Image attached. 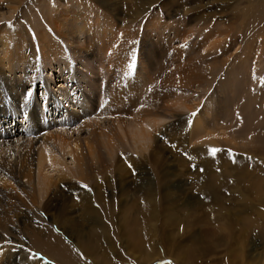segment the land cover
<instances>
[{"label": "rangeland", "instance_id": "rangeland-1", "mask_svg": "<svg viewBox=\"0 0 264 264\" xmlns=\"http://www.w3.org/2000/svg\"><path fill=\"white\" fill-rule=\"evenodd\" d=\"M77 10L89 14L87 18L95 28L89 26L85 33L75 35L76 39L73 35L63 37L54 29L63 23L52 21L53 16L68 12L73 15ZM27 27L32 29L27 39L34 44L36 58L30 63L34 67L24 70L16 62L7 65L1 47L15 44V32L19 34L17 39L23 41L21 33ZM96 28L99 34L95 33ZM106 28L118 33L119 38L112 39ZM172 30L181 31L183 37L174 44L168 41L167 45L165 40ZM37 32H45V38L36 39ZM90 33L94 36L88 37ZM0 35L6 39H0V66H9L2 69L9 70L13 81L24 78L35 82L23 85L31 93L25 101L28 121L32 115L30 107L33 110L34 106L38 121L50 131L64 123L73 130L71 123L75 122L70 114L76 108L80 116L94 119L105 107L113 106L107 113L123 112L122 120H126L130 114L118 109L113 98L117 92L132 89V84H124L126 72L132 77L139 73L133 85L140 92H149L145 85L168 80L171 71L179 68L196 70L202 81L189 84L182 80L175 86L180 102L183 98L181 103L189 110H175L171 97L150 94L164 99L160 107L164 109L156 114L166 119L152 133L153 140L144 153L152 191L132 184L139 172L131 165L144 159L126 147L113 154L116 158L111 161L108 175L96 180L100 192L92 195L101 199L95 200L96 208L89 217L83 219L78 211L82 205L75 204L73 214L92 230L94 237L87 241H95L97 247L90 251L81 239L76 241L52 225L50 216L55 213L47 204L55 195L52 205H65L69 189L65 188L66 182L57 185L54 194L43 197L39 210L22 212L23 202L17 197L28 199L30 189L21 193L6 182L0 183L2 194H13L20 211L0 204L5 212L9 211L11 219L6 231H0V256L2 251L11 249L21 253L14 260L32 264L31 260L40 258L48 246H53L40 247L41 240L53 234L69 250L71 264H264V0H0ZM127 41L132 54L116 66L108 53L110 49L106 51L104 46L120 52ZM21 49V56L30 54L26 47ZM177 50L182 52L180 62L178 56H173ZM108 58L114 60L112 64ZM125 62L128 64L124 66ZM43 84L56 98L61 97L55 92L59 86L71 90L68 100L58 99L59 110L41 99L45 94ZM78 98L83 100L78 102ZM0 103V117L19 113L13 118L15 127L11 114L4 118L8 128L1 118L5 130L16 131L25 118L20 115V105L14 109L6 93L1 94ZM18 103L23 104L19 100ZM68 117L71 120L67 122ZM197 117L207 119L209 124L193 140L191 128ZM79 132L82 137L87 134L82 128ZM0 134L7 132L0 129ZM42 140L51 142L48 138ZM93 146L106 163L101 145ZM154 167L162 170V186ZM52 174L55 176V172ZM166 193L170 195L164 198ZM89 222L94 224L88 225ZM134 234H139L140 244H134ZM36 238L41 239L38 244L34 243ZM20 249L28 252L22 254Z\"/></svg>", "mask_w": 264, "mask_h": 264}, {"label": "bare ground", "instance_id": "bare-ground-1", "mask_svg": "<svg viewBox=\"0 0 264 264\" xmlns=\"http://www.w3.org/2000/svg\"><path fill=\"white\" fill-rule=\"evenodd\" d=\"M12 12H14V10H12ZM88 15L89 14H86L81 10H77L75 13H73V15L68 12L67 14L65 13L59 14L57 18L53 16L52 21L54 22L60 21L63 23L62 26L57 25L56 27H54V29L55 31L61 32V35L63 37H70L72 35L73 37L75 35L78 36L82 33H85V31L89 26H91V28H95V25H92L91 20L87 18ZM67 19L70 20V23L67 22ZM80 20H82V22H80ZM60 27L61 30H59ZM25 29L26 28L23 29L25 33L23 31L21 33L24 36L23 41H19L17 39L19 34L15 32L13 33L15 37L14 38L15 44H13L11 47L8 46L6 48L3 46L1 47L5 58L4 61L8 62L7 65L10 64V66H12L13 62H16L18 65L22 64L21 69L24 70L25 68L27 69L32 68L33 65H31L30 63L34 62L36 58L34 55L35 54L34 44H31V41L27 39L30 38V36L28 35H30L29 32L32 31V29L28 27L26 30ZM105 30L112 39L119 38L118 37L119 34L114 33V31H112L110 28H106ZM95 33L99 34L97 28ZM61 35L59 33L57 36L61 38ZM171 35H172V39H170ZM7 36L10 37V35H5V37ZM45 36H46L45 32H37L35 34V38L38 40L39 39L42 40L43 38H45ZM77 36H75L74 38L76 39ZM93 36L94 33H90L88 37H93ZM104 36L106 35L104 34ZM2 37L4 36L0 35V39L2 41L6 40L5 38ZM182 37H183V33L181 31L172 30L171 33H169L168 36L166 37L169 39L165 41L167 45H168V41H172V44H174L175 42L180 41ZM67 41L65 42L67 43ZM16 43L18 44L16 45ZM22 44H25V46L21 47ZM123 45H126V47L122 49L120 52L116 51V49H113L114 47L112 48L108 45L104 46L105 50L110 49V52L108 50V53H110V56L113 59H115L116 63L114 64L116 66L118 65L120 66L122 64L121 60L127 59L129 54H132V46L129 43V41L125 42ZM180 46L181 48H183V46H185V41L182 40V45ZM25 47L28 50V52L30 51V54L27 57H25L24 55L21 56L20 54L22 50L21 48H25ZM80 51L83 50L79 49V53ZM80 54H82V52ZM181 55L182 52L180 50L174 51L173 53V56L179 57V62L181 61L182 58ZM108 61L110 62V64H112V61L114 60L108 58ZM126 64L128 63L125 62L124 66ZM7 65L0 66V92H1L0 100H1V94L6 93V96L12 99V104L14 109L16 106L20 105L19 107L21 108V112H22L20 115L21 116L23 115L22 119L23 117L25 118L24 121H21L22 125L20 126L21 128H23V130H19L20 129L19 127V129H17L16 131L11 130L12 131L11 132L8 131L7 129L5 130L1 124V118H3L4 120V118H7V114H11V113H7L6 115L0 117V129L7 132V134L4 135L2 134L3 136L0 134V183L1 185H3L6 182L11 183L10 185L15 186L18 190L21 191V193L22 192L25 193V190L27 191V189H30V195H28L27 197L28 199L24 200L19 196L17 197L20 201L23 202L21 204V212H22L25 210L31 211L33 209L39 210L40 202L43 199V197L50 194L51 192H52L51 194H54V191L58 190L57 185L66 182L65 188L69 187L67 191L68 192L67 194L68 199H66L67 203L65 202L64 206L63 205L61 206L58 203L52 205L54 203L52 201L56 197L54 195L51 197V200L47 204V208H49L51 205L52 207L50 211L54 210L55 213L54 216H50L52 225H55L58 229H60L62 233L69 235L70 237L74 238L76 241H80L81 239V241L84 243L83 245L88 250L91 251L95 247H97L95 241H91V242L93 244H96V246H94L91 242L87 241L89 237L91 236L94 237L93 232L89 227L84 226V220L83 221L78 220V216L73 214L74 210L76 211V209L74 208L75 204L82 205V210H78L80 211V216H82L83 219H86V217L88 218L89 215L96 208L95 206L97 205V203L95 202V200L101 199L97 196L92 195V192H100V185L96 180L100 178L101 175H103V177L104 176L106 177L108 175L109 168L111 167V161H113L116 158V156L115 158L113 157V154L116 153L117 149L123 150L126 149V147L129 150L137 152L139 156L143 157L144 159L143 161H139L138 163L131 165L133 166V169L135 171L139 172L137 173V177L132 181V184L135 185L138 189L146 188L149 191H152L149 181L150 179H148L151 172L148 166H146L145 164L147 163L148 158L146 157L145 159L144 153L148 151L150 147V143L153 140L152 133L161 124H163L166 119L164 117H159L158 114H156V112H158L157 110L164 109V107L160 108L162 104H164L163 103L164 99L158 100L157 98H154L150 94L156 92V94L161 95L163 97L166 98L171 97L175 102L174 105V107L176 108L175 110H181V109L189 110L188 108H186V106L183 103H181L183 101V98L182 101L180 102L179 100L180 96L178 93H176L178 89L175 86H177L178 83L180 84L182 80H186L185 83L188 82L189 84L191 83V81L195 84L196 83L200 84L202 82L200 77L201 74H198L196 70L192 72L189 70H182V68H179L178 70L171 71L172 73L168 75V80H165L160 83L145 85L144 87L146 89H150L149 92H140L138 86L133 85L134 82L138 81L140 77L139 73L138 74L134 73L132 77V74L126 72L125 74L126 80H124V84L125 86H130L132 84V89H129L125 92L121 91V93L117 92L113 95V98L116 100L118 104V109L121 108L122 110L125 111L126 114L127 113L130 114L126 120H122V117H124V115H122L123 112L119 115H117L116 113L111 114V112L107 113L109 110H112L114 108L113 106L105 107L104 110L100 114H98L97 117H94V119H89V116H80L78 113H76L78 110V108H76L72 110L70 114L72 116V120L75 122V123H71L73 124L72 126L74 127L73 130H69L70 128L66 127L67 125L66 123H64V124H60L63 125V127H60L58 129L55 128L53 131H50L45 129L46 125H44L40 120L38 121L39 117L36 113V110L34 109V106H33V110L32 107H30V111L32 112L30 121H28L27 118L25 101H27L26 95L30 97L31 93L26 91L24 89V86L26 85L27 82H30L32 84L33 83L35 84V82L32 81L33 79L27 80L24 78L21 81H17V80L13 81L14 77L9 75V70L2 69L9 67ZM134 78H137V80H133ZM43 85H45L43 86L45 87V94L43 96L44 98L41 97V99H45V102H47V104L49 103L51 106L53 105L55 110L56 109L59 110L58 108L60 107L58 102L60 101L58 99H61L62 101L63 99L68 100L67 98V95L69 93L68 91L71 92V90H67L66 88L63 87V85L59 86L57 88L59 90L55 92L61 97L58 96L56 98L50 95V91H49L50 87L48 88L46 84ZM18 100L20 101V103H23L25 106L23 104H19ZM82 100L78 98V102H81ZM167 102L168 100L166 101V103ZM47 104H44L45 110L48 109ZM64 106L65 105H63V107ZM89 109L91 111H94L92 108ZM24 110L26 111V114L24 113L25 112ZM114 111H118V110H114ZM15 114L13 116L12 114L9 116V118L11 119V124L14 127L16 125L13 124V118H15V116H19V113L17 111L15 112ZM206 116L207 115H205V117ZM202 118L197 117L193 122L194 124L193 127L191 128V138L193 140H195L197 135H199L198 134L199 131L205 130L207 124H209L207 122V119L205 121L204 120L205 118L204 119ZM63 120L65 119L63 118ZM68 120H71V117L70 118L68 117L67 122ZM25 121H27V123H25ZM3 124L7 128L9 127L5 120ZM79 128L84 129L88 135L85 134V136L82 137L81 132H79ZM22 134H24V136H21ZM31 137H35V139ZM43 138L51 139V142L50 143L44 142V140H42ZM93 143H97L101 145L102 151H104L105 158L108 159L106 163H103V161L101 160L102 157L97 156L96 154L97 150L94 149ZM67 159H69L70 162H67L66 161ZM116 166L118 165L116 164ZM58 167L62 168L63 170L58 169ZM154 168L155 171H159L157 172L158 173L157 177L160 182L159 185L162 186L161 182L165 179L164 175L160 173L162 170H160L159 167H154ZM121 170L122 169L120 168L119 171ZM53 172H55V176L54 174H52ZM124 174H127L126 171ZM118 179H121V177ZM72 181L76 182V184L73 186H71L70 184V182ZM88 184H90L91 186L89 187ZM2 187L3 186H0V204L8 207V209L13 208L14 210L15 208L16 210L20 211L19 208L20 206H18V203L16 199L13 197V194L11 193L2 194V191L4 190L2 189ZM169 195L170 194L166 193L164 198L169 197ZM77 196L78 198H75ZM0 208H1L0 231L5 232L8 222L11 221L10 214L9 211L5 212L2 209L3 207L0 206ZM146 213H147V209H145V215ZM61 215L63 217H59ZM92 224H94V222H89L88 225H92ZM138 235L139 234H134L133 236L134 244L141 243V241L138 238ZM40 240L36 238L34 240V243L38 244L37 241ZM36 244H34V246ZM48 244H51L53 246L50 248ZM40 247H47L49 252L47 249H45V252H43L44 254L42 253V256H40V258L36 259L35 261L34 259L31 260L32 264H50L47 261L48 259H50V261L54 260L52 262L53 263L56 262L58 264H66V263L71 264L73 262V261L71 262V256L69 250L66 247H64L62 243L57 239V237L54 236L53 234L49 235L46 240H41ZM19 251H21L22 254L28 252L25 249H20ZM50 251L56 253L52 254ZM20 254H21L20 252L18 254L17 251L11 249H9L7 252L2 251V255L0 256V264H7V262H13L15 264L17 263L24 264L22 259L14 260V258L19 257ZM29 255L30 254H28V256ZM24 259L26 260V258Z\"/></svg>", "mask_w": 264, "mask_h": 264}, {"label": "snow or ice", "instance_id": "snow-or-ice-1", "mask_svg": "<svg viewBox=\"0 0 264 264\" xmlns=\"http://www.w3.org/2000/svg\"><path fill=\"white\" fill-rule=\"evenodd\" d=\"M193 115H195V113H193ZM167 264H171V261L167 262Z\"/></svg>", "mask_w": 264, "mask_h": 264}]
</instances>
